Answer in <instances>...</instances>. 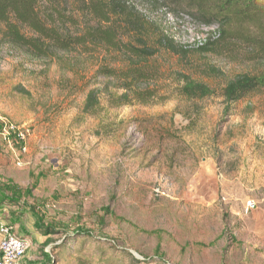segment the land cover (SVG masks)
Masks as SVG:
<instances>
[{
	"label": "rangeland",
	"instance_id": "1",
	"mask_svg": "<svg viewBox=\"0 0 264 264\" xmlns=\"http://www.w3.org/2000/svg\"><path fill=\"white\" fill-rule=\"evenodd\" d=\"M78 7L67 11L73 33L89 21ZM125 9L141 34L117 18L125 45L116 56L88 45L38 60L0 42V134L12 125L27 135L26 153L16 135L0 137V204L11 207L16 231L28 242L19 264H54L51 248L62 233L76 231L139 264H264V94L226 112L219 98L228 80L258 68L243 60L241 47L235 60L206 55L201 49L218 37L216 26L137 0H127ZM132 46L154 54L145 66L154 73L145 87L154 98L118 111L128 140L103 143L87 135L92 122L76 127L71 121L82 91L102 83L95 71L126 70L136 61L127 53ZM186 78L215 92L189 135L173 110ZM13 86L34 102L12 99ZM25 192L29 197H15ZM47 226L57 233L49 245L40 229Z\"/></svg>",
	"mask_w": 264,
	"mask_h": 264
},
{
	"label": "trees",
	"instance_id": "2",
	"mask_svg": "<svg viewBox=\"0 0 264 264\" xmlns=\"http://www.w3.org/2000/svg\"><path fill=\"white\" fill-rule=\"evenodd\" d=\"M148 8L162 7L174 17L185 16L201 26H216L218 37L207 42L201 49L206 55L213 53L225 59L235 60L236 49L245 51L243 60L258 68L254 72L235 75L228 80L219 97L230 106L256 94H264V0H137ZM79 5L77 11L89 18L81 31H71L73 16L67 14L68 7ZM127 0H0V42L18 49L38 60H48L59 54H68L90 45L108 50L116 56V49L125 45L116 29V19L124 20L135 27L130 12L125 7ZM73 15V14H72ZM208 46H210L208 48ZM127 53L133 57L124 71L116 67H100L95 78H101L100 87H89L82 91L83 102L71 126L83 127L87 135L103 143L128 140V123L119 118L118 111L133 102L146 104L154 98L153 91L145 88L154 80V73L145 69L154 54L149 49L130 47ZM116 61V58H115ZM116 82L123 84L116 86ZM145 88V89H144ZM7 94L21 103L32 104V95L20 86L11 87ZM215 92L202 82L191 78L183 80L173 99L174 113L187 122L184 130L192 134L198 129V121L208 110ZM29 197V192L15 194L17 199ZM45 244L53 243L56 235L52 227H41ZM60 243L51 248L54 264H139L133 257L118 255V249L105 241L93 239L82 231L62 233ZM123 254V253H122Z\"/></svg>",
	"mask_w": 264,
	"mask_h": 264
},
{
	"label": "built area",
	"instance_id": "3",
	"mask_svg": "<svg viewBox=\"0 0 264 264\" xmlns=\"http://www.w3.org/2000/svg\"><path fill=\"white\" fill-rule=\"evenodd\" d=\"M16 135L18 143L21 145V153H26V140L27 135L24 130H20L12 125H6L0 137L6 141ZM8 136V137H7ZM19 165V163H17ZM247 207H251V203H247ZM28 248V242L23 238L19 237L12 231V228L6 223H0V264H19L23 259L26 250Z\"/></svg>",
	"mask_w": 264,
	"mask_h": 264
},
{
	"label": "crops",
	"instance_id": "4",
	"mask_svg": "<svg viewBox=\"0 0 264 264\" xmlns=\"http://www.w3.org/2000/svg\"><path fill=\"white\" fill-rule=\"evenodd\" d=\"M9 210H11V207L5 206L0 204V223L4 222L6 223L8 226H10L12 228V231L14 232V234H16L19 237H22L23 234H19L18 231H16V224H17V219H15V217L11 216L9 214ZM28 233H31L30 230H25ZM18 233V234H17Z\"/></svg>",
	"mask_w": 264,
	"mask_h": 264
}]
</instances>
